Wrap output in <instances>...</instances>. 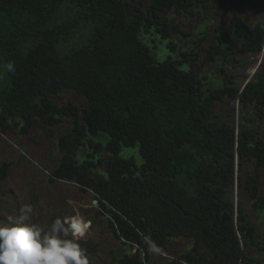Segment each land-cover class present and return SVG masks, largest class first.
Instances as JSON below:
<instances>
[{
  "label": "trees",
  "instance_id": "obj_1",
  "mask_svg": "<svg viewBox=\"0 0 264 264\" xmlns=\"http://www.w3.org/2000/svg\"><path fill=\"white\" fill-rule=\"evenodd\" d=\"M211 4L234 12L216 41L207 46L200 38L192 50L157 60L141 34H157L178 51L177 36L192 34L167 13L195 15L193 6ZM62 5L73 14L54 23ZM257 5V0H0V132L21 123L28 132L38 119L57 124L59 115L73 117L71 132L59 138L62 161L49 179L73 182L97 198L96 213L115 237L139 246L112 264H146L151 243L145 237L163 249L179 235L192 237L194 244L167 264L254 261L246 252L260 246L255 223L229 190L238 167L237 187L264 211V130L242 125L236 133L235 123L216 128L209 121L221 104L237 102L255 110L264 128V62L241 83L229 70L243 64L238 54L264 52V24L248 25L238 14ZM87 22L92 25L87 42L62 52V39ZM29 38L36 41L26 49ZM203 53L221 60L220 84L208 85L184 68ZM9 62L14 73L4 67ZM63 90L77 93L81 103L57 107L52 97ZM101 133L108 135L106 142L91 139ZM80 147L88 148L81 163ZM125 148H137L141 160L125 156ZM10 166L1 165V178ZM73 214L64 210L62 217ZM80 244L87 248L85 241Z\"/></svg>",
  "mask_w": 264,
  "mask_h": 264
},
{
  "label": "rangeland",
  "instance_id": "obj_2",
  "mask_svg": "<svg viewBox=\"0 0 264 264\" xmlns=\"http://www.w3.org/2000/svg\"><path fill=\"white\" fill-rule=\"evenodd\" d=\"M257 1L259 5L256 7L238 13L244 22L251 26L257 23L264 24V0ZM192 10L196 12L195 15L167 13L173 23L180 24L192 34L188 38L177 36L178 51L172 52L167 46V41H163L157 34H141L145 42L152 48L157 60L166 59L171 55L178 57L180 51L192 50L195 46L194 40L200 38H204V45L208 46L214 43L219 32L227 26L234 15L233 11L217 8L212 4L207 8L195 5ZM72 14L73 10L62 5L53 22L66 21ZM91 29L92 25L89 22L74 29L59 43L60 50L68 51L86 43ZM35 41V39L29 38L24 42V47L26 49L31 47ZM201 56L199 61L185 63L184 68L197 72L208 85L220 84L222 81L221 60L212 61L206 53ZM237 58L241 59L243 64L236 68L229 66V70L240 75L238 82L241 83L246 75L249 76V80L264 62V52L247 55L240 53ZM52 99L59 108L67 106L70 100L75 104H80L82 101L77 93L67 90L59 92ZM254 111L251 108H241L237 102H225L214 110L215 117L211 116L214 119L209 121V124L212 127H220L224 123H235L236 133H240L242 125L249 126L260 133L264 128H262V121ZM59 116L62 119L57 124H44L38 119L28 132L22 130L24 123L9 130L6 134L0 132V167L4 162L11 163L7 177H0V223L5 222L9 216L18 217L19 209L25 203H30L33 206V222L41 226L49 225L57 216L62 217L64 210L72 212L73 215L82 216L92 222L87 235L81 239L85 241L87 248L81 247L88 256L90 264L116 263L117 259L126 252L133 253L135 246L130 247L129 244L123 243L115 237L108 226L107 219L97 215L96 210L99 208L94 205V196L77 189L72 182L50 181L49 179L54 169L62 161L59 138L69 134L73 128V117ZM91 139L106 142L108 135L101 133ZM87 153V147H80L77 150L76 157L79 163L87 158ZM123 154L125 156L135 155L138 161L141 160L137 148H125ZM246 170L249 171V168ZM236 172L235 186L229 190V198L233 199L236 204L239 201L244 203L258 232L260 246L253 245L246 252L254 260L250 264H254L255 260L264 264V211L254 208L249 194L244 189L237 187L238 167H236ZM262 191L264 193V188ZM193 244L192 237L173 236L161 249V252L156 248H149L151 260L146 264H167L169 260L188 251Z\"/></svg>",
  "mask_w": 264,
  "mask_h": 264
},
{
  "label": "clouds",
  "instance_id": "obj_3",
  "mask_svg": "<svg viewBox=\"0 0 264 264\" xmlns=\"http://www.w3.org/2000/svg\"><path fill=\"white\" fill-rule=\"evenodd\" d=\"M4 67L8 73L15 72L11 62ZM95 206L99 207V201ZM33 213V206L25 203L18 217L9 216L0 223V264H90L80 240L87 235L91 220L79 215L57 216L41 226L33 222ZM151 248L155 245L150 244Z\"/></svg>",
  "mask_w": 264,
  "mask_h": 264
},
{
  "label": "built area",
  "instance_id": "obj_4",
  "mask_svg": "<svg viewBox=\"0 0 264 264\" xmlns=\"http://www.w3.org/2000/svg\"><path fill=\"white\" fill-rule=\"evenodd\" d=\"M94 204L95 205H98V200H94ZM145 239H146V241L147 242H149V243H151L152 244V242L150 241V239L148 238V237H145ZM153 245V244H152ZM135 246V249L133 250V252H136L138 249H139V246L138 245H134ZM155 248L157 249V250H159L160 252H161V249H159L158 247H156L155 246ZM145 253L143 252V255H144ZM181 261V263L182 264H189L188 262H186V261H184V260H180ZM246 264H248V263H246ZM250 264V263H249Z\"/></svg>",
  "mask_w": 264,
  "mask_h": 264
},
{
  "label": "water",
  "instance_id": "obj_5",
  "mask_svg": "<svg viewBox=\"0 0 264 264\" xmlns=\"http://www.w3.org/2000/svg\"><path fill=\"white\" fill-rule=\"evenodd\" d=\"M251 78V77H250Z\"/></svg>",
  "mask_w": 264,
  "mask_h": 264
}]
</instances>
